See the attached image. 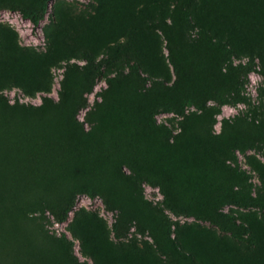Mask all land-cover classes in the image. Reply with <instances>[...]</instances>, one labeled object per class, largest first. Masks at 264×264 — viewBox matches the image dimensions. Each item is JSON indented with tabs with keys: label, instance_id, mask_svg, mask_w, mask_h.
Wrapping results in <instances>:
<instances>
[{
	"label": "rangeland",
	"instance_id": "obj_1",
	"mask_svg": "<svg viewBox=\"0 0 264 264\" xmlns=\"http://www.w3.org/2000/svg\"><path fill=\"white\" fill-rule=\"evenodd\" d=\"M263 72L264 0H0V264H264Z\"/></svg>",
	"mask_w": 264,
	"mask_h": 264
},
{
	"label": "trees",
	"instance_id": "obj_2",
	"mask_svg": "<svg viewBox=\"0 0 264 264\" xmlns=\"http://www.w3.org/2000/svg\"><path fill=\"white\" fill-rule=\"evenodd\" d=\"M24 15H27L26 13H24ZM41 15H43L42 13H41ZM36 16V15H30V16H28V17H30V19L32 20V22L34 23V24H38L39 23V19L42 17V16ZM263 75H264V72H263ZM70 210V208L69 207H67V208H65L64 210H63V215H62V217L60 218L61 220H63V219H65V217H66V215H67V213H68V211Z\"/></svg>",
	"mask_w": 264,
	"mask_h": 264
}]
</instances>
